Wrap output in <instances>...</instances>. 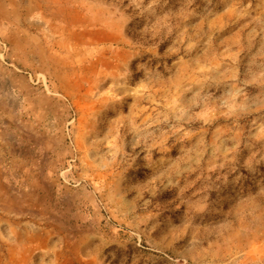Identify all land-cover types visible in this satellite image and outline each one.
<instances>
[{
  "label": "rangeland",
  "instance_id": "obj_1",
  "mask_svg": "<svg viewBox=\"0 0 264 264\" xmlns=\"http://www.w3.org/2000/svg\"><path fill=\"white\" fill-rule=\"evenodd\" d=\"M0 264H264V0H0Z\"/></svg>",
  "mask_w": 264,
  "mask_h": 264
}]
</instances>
